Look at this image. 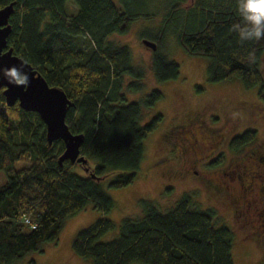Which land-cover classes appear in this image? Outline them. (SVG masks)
<instances>
[{
  "label": "trees",
  "instance_id": "1",
  "mask_svg": "<svg viewBox=\"0 0 264 264\" xmlns=\"http://www.w3.org/2000/svg\"><path fill=\"white\" fill-rule=\"evenodd\" d=\"M12 2L8 47L70 99L65 122L72 134L84 136L80 154L91 170L79 174V165L59 164L63 143L48 145L39 116L18 104L7 107L0 89V173L5 177L0 186V264H18L56 244L65 220L89 206L104 215L114 209L90 172L111 176L110 189L134 182L144 141L163 119L155 113L142 123L144 111L163 99L159 90L126 100L127 91L142 90L145 74L134 65L130 48L112 36L127 34L134 21L159 19L154 28L139 33L141 40L157 46L151 56L157 82L180 74L179 64L163 52L164 39L171 35L186 53L208 60V83L238 80L264 103V39L241 42L230 30L240 19L236 0H165L163 6L156 0H119L120 7L112 0H0V8ZM69 3L74 13L68 11ZM256 138L255 130L246 129L228 147L238 152ZM138 204L140 216L124 218L114 238L103 240L116 225L101 217L75 234L71 252L90 264H234L233 228L193 195L184 194L165 210L155 201Z\"/></svg>",
  "mask_w": 264,
  "mask_h": 264
},
{
  "label": "rangeland",
  "instance_id": "2",
  "mask_svg": "<svg viewBox=\"0 0 264 264\" xmlns=\"http://www.w3.org/2000/svg\"><path fill=\"white\" fill-rule=\"evenodd\" d=\"M112 1L120 7L119 0ZM156 1L161 6L165 2ZM75 10V6L69 3L68 11L74 13ZM158 22L157 18L150 22L138 19L133 22L127 34L112 36V40L119 45L130 48L134 65L141 67L145 74L140 92L125 93L127 102L138 101L152 90H159L163 94L161 101L144 111L142 123L148 122L155 113H160L163 119L156 131L144 141L143 160L134 182L125 188L110 189L108 181L111 176L102 180L101 186L114 201V209L106 215L91 206L78 212L65 220L56 244L46 245L41 253L25 256L18 264H90L71 252V241L78 231L98 218L107 217L116 225L103 238L108 241L118 233V227L124 218L140 216V200L155 201L160 209L165 210L184 194L193 195L203 209L215 210L221 221L233 228L234 264H262L264 197L261 190H264V177L257 174L254 177L258 202L242 209L235 207L230 196L223 193L224 181L227 179L221 172L227 171L233 163H240L245 154L258 148V144L264 146V103L258 100L256 90H246L238 80L208 83V60L186 53L171 35L164 39L163 52L179 64L180 74L176 80L157 82L151 70L152 50L142 43L139 33L143 27L154 28ZM261 71L264 74V54ZM128 81L126 79L125 84ZM212 105L219 110L233 112L236 109L234 118L238 119L237 122L232 124V120L229 127L222 126V121H216L219 114L211 112L210 107L205 112L210 119L202 118L203 106ZM194 119L196 120L191 122ZM175 127L178 129L175 130ZM246 129L256 131V140L238 152L230 151L229 135ZM175 138L179 141V151L172 148L176 146L171 142ZM258 149L262 151L263 147ZM219 153L222 155V162L216 163ZM195 170L197 172H193ZM76 172L82 174L79 167ZM4 183L5 177L0 173V186ZM250 197L247 195L246 201ZM233 210H237V213ZM253 220L257 223H252ZM252 228L256 230L251 231Z\"/></svg>",
  "mask_w": 264,
  "mask_h": 264
},
{
  "label": "water",
  "instance_id": "3",
  "mask_svg": "<svg viewBox=\"0 0 264 264\" xmlns=\"http://www.w3.org/2000/svg\"><path fill=\"white\" fill-rule=\"evenodd\" d=\"M193 2L194 0H190ZM15 2L0 8V89L7 107L15 104L26 111L36 113L45 125V138L48 145L60 140L64 149L58 158L59 164L63 161H70L83 168L88 175L91 166L88 160L80 154V147L84 142L82 134H72L65 122L66 114L72 103L62 89L51 87L47 81L35 71L28 63L13 54V49L8 47L7 38L12 32L9 23L10 16L14 13ZM142 43L155 51V43L143 39ZM24 64L22 71L27 73L29 83L27 86H16L8 83L3 76V69L12 66L20 67ZM93 180L100 182L105 177H96L90 172Z\"/></svg>",
  "mask_w": 264,
  "mask_h": 264
},
{
  "label": "flooded vegetation",
  "instance_id": "4",
  "mask_svg": "<svg viewBox=\"0 0 264 264\" xmlns=\"http://www.w3.org/2000/svg\"><path fill=\"white\" fill-rule=\"evenodd\" d=\"M209 107L211 109V112H217L219 114V115H217L216 121H222L220 124H222V126H225L226 128L230 126V124L232 123V120H234L232 124H235L238 120L237 118L236 119L234 118L236 109H234L233 112L228 111V110H219V108H215V106H213V105L208 106V107L203 106L202 118L210 119L209 115L205 114L207 108H209ZM199 116L200 115H197V117H199ZM195 120L196 119H194L191 122H194ZM177 129H178V127H175V130H177ZM239 134H240L239 132L238 133L234 132L233 134L229 135L228 143H229V141H231V139L233 137H235ZM180 136H182L181 133H180ZM171 142H174L176 144V146H172V148L175 151H179V149H180L179 141H177L175 138L174 140H171ZM259 147H263L262 151L258 149ZM258 148H255L250 153L248 152L247 154H245L241 158L240 163H233L227 169V171L221 172V174L223 173V175L227 179V181H224L222 191H223V193H226L230 196V198L234 202L235 207L245 209L247 206H250L251 203L258 202V199H257L258 195L256 193L257 188L255 186L254 177H255V174H257V176L264 177V146H261L260 144H258ZM174 150H173V152H175ZM260 153H262L263 155H260ZM219 158L222 159L221 153H219V157L217 159L215 158L216 159L215 162ZM210 160L212 161L213 159H210ZM211 165H213V164H211ZM79 168L82 170V173H83V168L80 166H79ZM256 170H258V173L256 172ZM193 172H197V171L195 170ZM218 185H219V183H218ZM218 188H219V186H218ZM247 195L251 196L249 201H246ZM261 195L264 197V190H261ZM262 202H261V204H262ZM253 206L256 207L255 205H253ZM262 210L264 212V207H262ZM233 212L237 213V210H233ZM253 222L257 223V221H255V220H253L252 223ZM263 227H264V223H263ZM254 230H256V229L255 228L251 229V231H254ZM262 264H264V259L262 261Z\"/></svg>",
  "mask_w": 264,
  "mask_h": 264
},
{
  "label": "clouds",
  "instance_id": "5",
  "mask_svg": "<svg viewBox=\"0 0 264 264\" xmlns=\"http://www.w3.org/2000/svg\"><path fill=\"white\" fill-rule=\"evenodd\" d=\"M239 22L232 25L231 31L238 35L241 42L260 41L264 39V0H236ZM253 57L250 56V59ZM20 67L12 66L3 69V76L8 83L16 86H27L29 78Z\"/></svg>",
  "mask_w": 264,
  "mask_h": 264
},
{
  "label": "built area",
  "instance_id": "6",
  "mask_svg": "<svg viewBox=\"0 0 264 264\" xmlns=\"http://www.w3.org/2000/svg\"><path fill=\"white\" fill-rule=\"evenodd\" d=\"M21 218L25 224H29V219L26 216L23 215Z\"/></svg>",
  "mask_w": 264,
  "mask_h": 264
}]
</instances>
